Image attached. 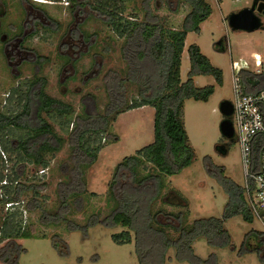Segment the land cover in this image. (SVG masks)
<instances>
[{
    "label": "rangeland",
    "instance_id": "rangeland-1",
    "mask_svg": "<svg viewBox=\"0 0 264 264\" xmlns=\"http://www.w3.org/2000/svg\"><path fill=\"white\" fill-rule=\"evenodd\" d=\"M205 1L212 11L200 23L199 31H188L186 34L181 54L180 79L183 82L188 77L187 73L190 69L188 47L195 43L214 66L222 69L223 81L219 85L212 75L193 76V83L197 87L214 85V92L206 101L194 99L184 101L183 121L188 139L195 150V159L179 173L164 176L165 187L154 204L155 209L162 208L166 212L187 210L186 224L192 223L197 218L221 217L227 202V194L222 184L218 177L208 170V166L215 170L223 167L226 176L236 184L244 185L240 146L235 138L227 140L221 135L219 123L223 116L218 105L222 99H233V73L239 69L255 72L264 69V13L260 14L262 26L252 32L233 31L228 27L226 20L229 13L250 6L253 0ZM124 4L123 17L127 20L137 18L165 28L179 29L189 11L188 4L180 0H170L168 3L166 0H126ZM59 6L58 11H54L51 7L48 9L57 13L62 22H67L69 20L67 9L62 3ZM87 30L88 33H92L91 40L95 45L91 49V54L78 62V67L79 63H83L81 68H84V65L87 68L90 61L93 71L98 69L99 62L102 64L101 69L85 85L77 77L75 85L79 86L81 91L79 93L71 91L69 95L61 98L71 103L72 121H78L80 124H83V121L77 115L84 113L81 103L83 95L88 92L90 94V100H87L89 105L87 113L104 110L108 100L105 82L109 83L110 78L125 76L129 63V59L123 55V38L117 37L101 20L91 18ZM218 41L221 43L218 44ZM223 41L227 43L226 48L223 46ZM103 45L105 51H102ZM254 53L258 54L262 61L258 67L255 66L252 58ZM5 79L8 107L12 110L14 99L8 98V95H12V89L6 76ZM134 83L131 82L126 87L123 95L126 100H132L138 95ZM3 92L0 88V100L3 98ZM153 120L154 108L150 105L119 113L112 121L108 132L101 138L102 147L97 153L96 160L86 170L85 186L77 189L67 185L70 172L74 168L71 159L72 150L68 141H64L59 150L45 154L46 167L27 159L16 161L15 154H10L0 147V163L4 164L3 170L1 166L0 170L3 171L4 179L13 171H17L18 180L21 182L27 185H42L37 188L38 193L34 196L38 206L28 204L32 193L22 196V200L17 205L9 207L4 205V211L17 210L20 216H16V220L20 219L22 228L32 232L29 237L15 239L23 248L15 264H140L133 232L130 231V241L118 242L113 236L127 229L106 223L113 206V201L108 197V185L118 162L153 142ZM71 128L72 126L69 125L68 130ZM54 130L66 138L67 133L62 130V126L54 123ZM17 134L14 132L10 136L14 138ZM222 144L227 148V152L223 154L218 152L217 148ZM42 168L43 173L40 172ZM149 169L150 164H147L143 172ZM118 179L126 182L125 176L120 175ZM6 184H9L8 179ZM2 186L0 184V195L2 190H5ZM58 190L83 191L77 197L69 198V207L62 212V208H59L61 201ZM173 190L185 201H180ZM58 211L72 223L61 221L57 224H47L41 221L42 213L51 216ZM158 219L163 223L167 221V217L162 214ZM171 221L178 225L176 220ZM69 224L74 227L70 228ZM224 227L230 236L229 244L211 245L204 237H199L192 243L194 256L190 253L184 255V252H178L176 248L170 247L165 252L161 264H264V257H261L258 251H249L241 255L238 252L247 232L252 229L262 231L257 219L248 222L236 215L227 219ZM170 232L176 235L174 230L170 229ZM6 241L0 238V246ZM63 241L66 250L63 249ZM261 249L264 254V246ZM0 264L7 263L0 262Z\"/></svg>",
    "mask_w": 264,
    "mask_h": 264
},
{
    "label": "trees",
    "instance_id": "trees-1",
    "mask_svg": "<svg viewBox=\"0 0 264 264\" xmlns=\"http://www.w3.org/2000/svg\"><path fill=\"white\" fill-rule=\"evenodd\" d=\"M180 1L188 4L189 11L179 29L165 28L137 18L127 20L122 15L126 0L95 1L93 7L107 16L106 24L113 29L117 37L123 38V55L129 59V63L125 76L110 78L109 83L105 82L108 96L105 109L92 114L77 115L83 124L73 121V127L68 130L72 121V109L53 108L54 115L50 118L57 117L62 130L67 133L66 138L60 136L53 125L40 114L37 115L40 120L38 124H31L28 107L18 115L0 112V145L10 154H15L16 161L27 159L46 167L45 154L59 150L64 141H68L74 168L70 172L67 185L77 189L85 186L86 170L96 160L97 153L102 147L101 138L108 132L117 115L143 105L154 108L153 142L118 162L108 185V197L113 201V206L106 223L127 229L113 236L118 242L130 241V231L133 232L140 264H161L165 252L170 247L176 248L178 252H184V255L190 253L194 256L192 243L199 237H204L211 245H227L230 243L229 233L224 227L227 219L236 215L248 222L254 219L245 200L244 188L226 176L223 167L215 170L208 166V170L218 177L227 194L228 199L221 217H202L186 224L187 210L166 212L162 208L154 207L155 201L165 187L164 176L179 173L195 159V150L188 139L183 121L184 101L186 99L206 101L214 92V85L197 87L193 83V76L212 75L219 85L223 81L222 69L214 66L195 43L188 47L190 69L187 79L181 81L179 72L186 34L188 31H199L200 23L212 10L205 0ZM237 74L244 93H255L264 88V71L256 74L251 70L239 69ZM131 82H135L138 95L132 100H126L123 95ZM262 110L264 113V106ZM14 132L18 133L15 137L16 145L4 138L6 134L13 135ZM263 142L262 133L257 134L252 142L253 172L259 170ZM224 150L227 152V148ZM0 164L3 170L4 164ZM147 164H150V169L143 172ZM1 170L0 181L5 178ZM120 175L126 177V182L119 181ZM18 177L17 171L6 176L9 184H3L5 190H2L0 195V238L7 240L0 246V262L7 264H15L19 252L23 250L15 239L29 237L32 232L22 228L20 219L16 220V216H20L17 210L4 211V205L6 202H19L22 196L32 193L28 204L36 207L39 204L34 196L38 193L37 188L42 186L27 185L18 180ZM83 190H58L61 211L69 207V198L77 197ZM172 192L180 201H185L175 190ZM161 214L167 217L165 223L158 219ZM172 219L176 220L178 225H175ZM41 221L47 224H57L61 221L72 223L65 215H60L59 211L51 216L42 213ZM69 227L74 226L69 224ZM170 229L174 230L176 235L172 234ZM62 244L66 250L65 242ZM262 246L263 232L252 229L245 234L238 252L241 255L249 251H258L261 257H264Z\"/></svg>",
    "mask_w": 264,
    "mask_h": 264
},
{
    "label": "flooded vegetation",
    "instance_id": "flooded-vegetation-1",
    "mask_svg": "<svg viewBox=\"0 0 264 264\" xmlns=\"http://www.w3.org/2000/svg\"><path fill=\"white\" fill-rule=\"evenodd\" d=\"M95 1L0 0V86L3 85L0 88L4 91L1 113L18 115L28 107L31 124H38L40 114L53 127L54 123L59 125L57 117L50 118L54 115L53 108L72 109L71 103L61 98L71 91L79 93L81 88L75 85L77 77L85 85L102 66L99 62L98 69L93 71L88 61L87 68L85 65L81 68L83 63L78 67V62L90 55L95 45L92 33L87 30L91 18H98L113 31L106 24L107 16L93 7ZM61 3L69 15L67 22H62L57 13L48 9L58 11ZM105 50L103 45L102 51ZM4 75L12 89V95H8L14 99L12 110L8 107ZM89 98V92L81 98L84 113L88 111ZM70 125L73 127V121ZM4 138L16 145L17 138L10 134ZM224 148L225 144L218 145V152L225 153Z\"/></svg>",
    "mask_w": 264,
    "mask_h": 264
},
{
    "label": "built area",
    "instance_id": "built-area-1",
    "mask_svg": "<svg viewBox=\"0 0 264 264\" xmlns=\"http://www.w3.org/2000/svg\"><path fill=\"white\" fill-rule=\"evenodd\" d=\"M256 65L260 64L259 55L254 56ZM233 112L231 122L234 138L239 143L241 160L244 170V196L250 212L257 219L264 234V142L262 143L260 166L257 172L251 170V146L257 134H264V88L255 93H244L239 76L232 74ZM5 157V155H4ZM41 173L44 169L40 170ZM6 184V179L0 182ZM19 202H6V206L17 205Z\"/></svg>",
    "mask_w": 264,
    "mask_h": 264
},
{
    "label": "water",
    "instance_id": "water-1",
    "mask_svg": "<svg viewBox=\"0 0 264 264\" xmlns=\"http://www.w3.org/2000/svg\"><path fill=\"white\" fill-rule=\"evenodd\" d=\"M262 13H264V0H253L250 6L229 13L226 18L227 25L233 31L252 32L262 26L260 19ZM217 43L221 42L218 41ZM218 109L223 116L219 123V131L224 138L231 140L234 138L233 125L230 119L233 112L231 100L222 99Z\"/></svg>",
    "mask_w": 264,
    "mask_h": 264
},
{
    "label": "crops",
    "instance_id": "crops-1",
    "mask_svg": "<svg viewBox=\"0 0 264 264\" xmlns=\"http://www.w3.org/2000/svg\"><path fill=\"white\" fill-rule=\"evenodd\" d=\"M223 43H224L223 46L226 48V47H227V43H226V41H223ZM255 55H258V54H256V53L253 54V56H252L253 60H254V56H255ZM259 59H260V64H261V63H262L261 58L259 57ZM254 64H255V62H254ZM260 64H259V65H256V64H255V66L258 67V66H260ZM251 71L255 72L254 70H251ZM263 71H264V69H263L262 71H261V70H258V71H256L255 73H256V74H259V73H261V72H263Z\"/></svg>",
    "mask_w": 264,
    "mask_h": 264
}]
</instances>
